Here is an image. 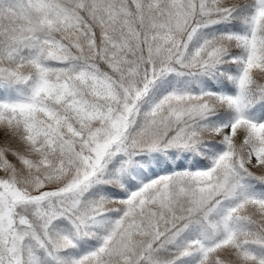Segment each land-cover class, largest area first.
<instances>
[{
  "label": "snow or ice",
  "instance_id": "obj_1",
  "mask_svg": "<svg viewBox=\"0 0 264 264\" xmlns=\"http://www.w3.org/2000/svg\"><path fill=\"white\" fill-rule=\"evenodd\" d=\"M0 264H264V0H0Z\"/></svg>",
  "mask_w": 264,
  "mask_h": 264
}]
</instances>
